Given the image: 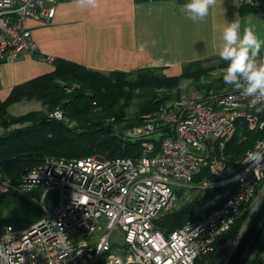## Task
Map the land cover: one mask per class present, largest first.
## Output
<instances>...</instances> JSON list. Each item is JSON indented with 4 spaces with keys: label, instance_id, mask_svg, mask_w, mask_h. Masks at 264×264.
Wrapping results in <instances>:
<instances>
[{
    "label": "built area",
    "instance_id": "1",
    "mask_svg": "<svg viewBox=\"0 0 264 264\" xmlns=\"http://www.w3.org/2000/svg\"><path fill=\"white\" fill-rule=\"evenodd\" d=\"M54 2L0 0V61L36 50L27 21L48 22L55 12L48 3ZM238 3L264 7V0ZM253 99L222 86L201 100L168 102L143 116L125 133L138 142L130 156H50L24 168L16 181L0 173V194L29 196L43 189L41 200L33 199L40 219L21 229L1 228L0 264H97L101 256L103 264H194L210 254L217 237L244 212L254 215L264 200V111L256 110ZM65 111L49 118L61 121ZM242 123L258 136L236 157L228 145ZM203 170L215 182L204 177L196 183ZM175 186L216 191L201 201L203 217L166 232L155 221L174 209ZM52 193L55 204L44 206ZM116 229L122 245L112 242ZM258 244V264H264V231ZM228 245L214 264L229 263L236 244Z\"/></svg>",
    "mask_w": 264,
    "mask_h": 264
},
{
    "label": "trees",
    "instance_id": "2",
    "mask_svg": "<svg viewBox=\"0 0 264 264\" xmlns=\"http://www.w3.org/2000/svg\"><path fill=\"white\" fill-rule=\"evenodd\" d=\"M243 8L241 7V11ZM245 8L258 11L264 7ZM227 63L221 60L217 66L226 68ZM53 65L54 70L51 73L14 86L9 96L3 101L0 100V128L4 130L0 135V173L14 181L24 168L39 165L47 156H130L138 149V142L129 141L125 136L126 130L142 124L144 115L169 101H179L181 79L200 78L202 74L213 69L185 70L179 76L167 77L157 75L155 71H113L106 74L62 59L54 60ZM220 88L216 86L215 91ZM157 90L165 93L142 99L135 114L128 117L126 110L133 98L153 95ZM19 102H40L47 114L44 111H33L21 116L7 114V108ZM63 107L67 109V122L49 118V113ZM11 126L14 127L11 129ZM250 134L243 123L239 125L228 145L236 157H241L252 144L253 138L249 140L248 136ZM244 135L248 136V140H245ZM204 177L210 182L216 180L203 170L195 178V182H200ZM215 191V188L206 189L203 197L159 217L155 226L169 232L188 221L203 217L199 205ZM7 194L19 195L9 192L0 194V197ZM53 195L50 194L46 200L48 207L55 204ZM42 215L41 209L35 211L29 224L40 219ZM243 217L237 218L230 230L217 237L213 253L199 257L194 264H204L207 260L212 263L225 243L238 236ZM256 248L258 250L249 264H258L260 260L259 244Z\"/></svg>",
    "mask_w": 264,
    "mask_h": 264
},
{
    "label": "crops",
    "instance_id": "3",
    "mask_svg": "<svg viewBox=\"0 0 264 264\" xmlns=\"http://www.w3.org/2000/svg\"><path fill=\"white\" fill-rule=\"evenodd\" d=\"M187 2L97 0L94 8L88 0L83 6L75 0L48 3L55 7L52 19L27 21L36 51L0 61V100L15 85L51 73L56 59L106 74L155 71L175 77L185 70L207 69L221 61L218 51L227 24L239 20L242 33L243 23L253 16L264 23V8L244 16L238 0H217L203 21L193 23L182 10ZM40 56H51L52 62Z\"/></svg>",
    "mask_w": 264,
    "mask_h": 264
},
{
    "label": "rangeland",
    "instance_id": "4",
    "mask_svg": "<svg viewBox=\"0 0 264 264\" xmlns=\"http://www.w3.org/2000/svg\"><path fill=\"white\" fill-rule=\"evenodd\" d=\"M255 12L259 13L260 11L259 10L253 11L251 9H246L245 7L242 10V13L244 14V16H248L247 14H252ZM257 13L255 15H257ZM247 18H249V17H246V19ZM247 20H248V23L247 24L243 23V28L246 26H249V25L254 26L258 38L262 41L261 51L258 54V56L255 57V61L259 65L261 63H264V23L257 16H253ZM225 69L226 68H220L216 65V66H213V69H210V71H208L207 73L202 74L200 76V78L195 77V78H189V79L188 78L181 79L180 84H179V96L181 97V99L178 102H186L188 100H193V99L201 100L202 98L207 97L210 93H214L216 86L229 87V86L224 85V83L222 81V77L225 73ZM195 79H197V80H195ZM164 93L165 92L163 90H157L156 92H154L153 95H145V96L142 95L141 97H139L137 99L133 98L131 101V105L126 110L128 117H132L133 114H135V112L137 111L135 109L137 108V105H139L141 103L142 99H149L151 96L158 97ZM1 101H3V100H1ZM169 102L172 103V102H176V101H169ZM169 105H171V104H169ZM169 105H167V106H169ZM33 111H44L47 114V111L43 108V106L40 104V102H19V103L13 104L7 108V114L13 115V116L25 115V114H28V113L33 112ZM51 113H49L48 116ZM66 120H67V118L65 115V118L61 121H66ZM110 120H111V118H110ZM13 127L14 126H11L10 128L12 129ZM115 129H116V127H115ZM3 132H4V130L2 128H0V135L3 134ZM255 135L254 134L248 135L249 140L251 138H253L252 141H254V139L258 136L257 134H255ZM248 136L244 135L245 140H248ZM159 137H160V134L153 135V138H155V139H159ZM239 141H240V138L237 139V142H239ZM47 157H50V156H47ZM54 157H60V156H54ZM172 189H173V191L176 195V198H177L174 209L186 204L187 202H190L188 200L189 197H191V198H193V200H195L198 197L199 198L203 197V195L205 193V192L199 191L197 189L194 191H191V189H189V188H183V187H178V186L172 187ZM42 194H43V189L41 187H38L36 189H33L29 193V196H20V195H13V194L2 195L0 197V227H4L6 225H11L15 229H21V228L26 227L30 223L31 218L33 217V214L35 213V211L40 209V206L38 204L34 203L33 199L40 201L42 198ZM189 194L191 196H189ZM43 205L47 206L46 202L43 203ZM245 213L246 212L243 213L244 214L243 223H242V226H241V229H240L238 236L234 240H231L229 242L227 241L225 243V245L221 248V251L219 252L218 256L213 260L212 263L210 261L208 262V260H207V261H205L204 264H214L220 257H222L224 254H226L229 251V250L225 251L226 249H229V245H228L229 243L235 242L236 246L238 245L239 240L241 239L243 233L245 232L247 226L249 225V223L253 217V215L251 216L249 214V212H247L246 214ZM241 215L238 216L237 218L241 217ZM237 218H236V220H237ZM114 235H115V237L114 236L112 237V242L116 245H122V243H123L122 233L119 231V229H116L114 231ZM91 239H93V236L91 237ZM257 250H258L257 248L254 249V251H253L252 255L250 256L247 264H249L251 262V260L255 256ZM213 252H214V250L211 253H213ZM208 255H206V256H208ZM103 258H104V256H101L99 261L97 262V264H103Z\"/></svg>",
    "mask_w": 264,
    "mask_h": 264
},
{
    "label": "clouds",
    "instance_id": "5",
    "mask_svg": "<svg viewBox=\"0 0 264 264\" xmlns=\"http://www.w3.org/2000/svg\"><path fill=\"white\" fill-rule=\"evenodd\" d=\"M75 3L83 6L84 0H75ZM88 3L93 8L97 6V0H88ZM216 4L217 0H188L182 10L186 19L197 23L203 21ZM222 40L223 45L218 55L221 60L228 62L222 77L224 85L231 86L233 91L240 92L245 97H254L252 103L257 106L256 110L264 111V105L260 103L264 100V63L258 65L255 61L261 51L262 41L254 26L244 27L241 33V22H231L223 28Z\"/></svg>",
    "mask_w": 264,
    "mask_h": 264
},
{
    "label": "water",
    "instance_id": "6",
    "mask_svg": "<svg viewBox=\"0 0 264 264\" xmlns=\"http://www.w3.org/2000/svg\"><path fill=\"white\" fill-rule=\"evenodd\" d=\"M264 231V200L253 215L228 264H247Z\"/></svg>",
    "mask_w": 264,
    "mask_h": 264
},
{
    "label": "flooded vegetation",
    "instance_id": "7",
    "mask_svg": "<svg viewBox=\"0 0 264 264\" xmlns=\"http://www.w3.org/2000/svg\"><path fill=\"white\" fill-rule=\"evenodd\" d=\"M257 247V246H256Z\"/></svg>",
    "mask_w": 264,
    "mask_h": 264
}]
</instances>
